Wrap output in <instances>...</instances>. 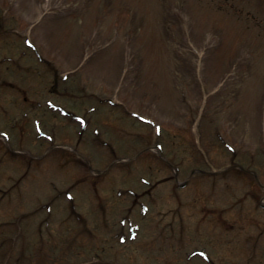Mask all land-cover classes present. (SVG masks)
<instances>
[{"label": "rangeland", "instance_id": "374dc122", "mask_svg": "<svg viewBox=\"0 0 264 264\" xmlns=\"http://www.w3.org/2000/svg\"><path fill=\"white\" fill-rule=\"evenodd\" d=\"M25 37L44 63L22 54ZM129 110L153 125L132 122ZM37 116L52 141L36 133ZM2 130L9 138L0 136V188L10 192L0 196V238L15 252L46 219L34 213L39 202L53 200L58 212L43 229L48 254L54 242L61 250L74 240L63 230L76 224L65 199L72 191L83 222L97 232L95 247L105 251L93 258L77 246L73 261L209 264L185 259L176 243L185 239L187 250L206 247L213 264H264V0H0ZM158 141L180 161L178 181L191 176L185 188L175 185ZM5 143L17 149L9 153ZM84 158L107 170L89 172ZM233 161L253 168L257 180L236 169L190 174L193 166L218 171ZM151 184L150 195L127 190ZM124 213L140 230L120 246L104 221ZM261 233L260 255L250 258L251 238Z\"/></svg>", "mask_w": 264, "mask_h": 264}, {"label": "trees", "instance_id": "16d2710c", "mask_svg": "<svg viewBox=\"0 0 264 264\" xmlns=\"http://www.w3.org/2000/svg\"><path fill=\"white\" fill-rule=\"evenodd\" d=\"M49 258L50 259H46L45 261L43 260L44 262L41 260L42 262H37L36 264H61L63 261L62 258H59L58 256H52Z\"/></svg>", "mask_w": 264, "mask_h": 264}]
</instances>
